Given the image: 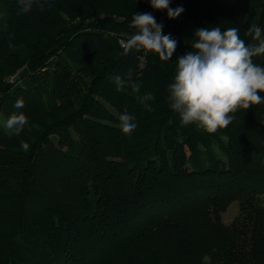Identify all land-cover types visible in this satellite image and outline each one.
I'll list each match as a JSON object with an SVG mask.
<instances>
[{
	"label": "trees",
	"instance_id": "1",
	"mask_svg": "<svg viewBox=\"0 0 264 264\" xmlns=\"http://www.w3.org/2000/svg\"><path fill=\"white\" fill-rule=\"evenodd\" d=\"M16 2L0 0V264H264V102L209 133L182 127L167 99L194 31L235 27L256 43L245 33L264 29V0H171L176 19L148 0H39L22 15ZM136 12L177 41L169 61L120 55ZM129 69L139 93L111 80ZM13 112L28 118L19 134Z\"/></svg>",
	"mask_w": 264,
	"mask_h": 264
},
{
	"label": "clouds",
	"instance_id": "2",
	"mask_svg": "<svg viewBox=\"0 0 264 264\" xmlns=\"http://www.w3.org/2000/svg\"><path fill=\"white\" fill-rule=\"evenodd\" d=\"M154 10L167 12L168 19H176L184 12L183 7H170L171 0H148ZM39 11L43 6L39 0H17L18 15ZM5 13L0 12V18ZM162 23H157L150 12L133 13L128 23L131 34L121 42V56L130 52L158 54L161 61H169L176 50L177 41L171 34H163ZM245 35L256 43L246 44L240 38L239 29L232 27L221 31L220 27L197 28L191 41V50L179 56L173 81L167 86L168 102L171 109L179 114L182 127L195 125L206 132L213 133L218 128L230 125L235 118L229 115L238 108L249 109L252 105L264 102V67L253 63V57L264 54V29L251 26ZM8 48L12 49L13 36L9 34ZM133 70L126 77H111L117 91L139 93L140 84L133 80ZM145 107L147 101L154 99L151 93L137 96ZM13 107H24L23 98H18ZM119 128L122 134L130 135L137 127L136 117L129 113L120 114ZM28 124L23 112H13L5 127L16 134L21 133ZM21 147L28 151L30 145L21 141Z\"/></svg>",
	"mask_w": 264,
	"mask_h": 264
},
{
	"label": "rangeland",
	"instance_id": "3",
	"mask_svg": "<svg viewBox=\"0 0 264 264\" xmlns=\"http://www.w3.org/2000/svg\"><path fill=\"white\" fill-rule=\"evenodd\" d=\"M12 79H13L12 77H9L7 79V83L9 84L12 81ZM238 213H239V201L233 200L221 213V219L224 223L229 224L235 219Z\"/></svg>",
	"mask_w": 264,
	"mask_h": 264
},
{
	"label": "water",
	"instance_id": "4",
	"mask_svg": "<svg viewBox=\"0 0 264 264\" xmlns=\"http://www.w3.org/2000/svg\"><path fill=\"white\" fill-rule=\"evenodd\" d=\"M28 69L27 68H23V70L20 72V77H23L27 74ZM5 87H9V84L7 83Z\"/></svg>",
	"mask_w": 264,
	"mask_h": 264
},
{
	"label": "built area",
	"instance_id": "5",
	"mask_svg": "<svg viewBox=\"0 0 264 264\" xmlns=\"http://www.w3.org/2000/svg\"><path fill=\"white\" fill-rule=\"evenodd\" d=\"M123 40L120 41V43L122 42Z\"/></svg>",
	"mask_w": 264,
	"mask_h": 264
}]
</instances>
